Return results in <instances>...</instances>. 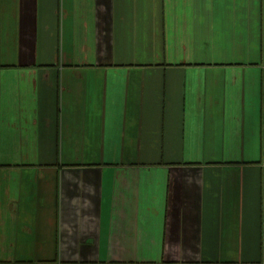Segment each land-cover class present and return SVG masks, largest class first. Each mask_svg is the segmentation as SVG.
Wrapping results in <instances>:
<instances>
[{
    "label": "crops",
    "instance_id": "1",
    "mask_svg": "<svg viewBox=\"0 0 264 264\" xmlns=\"http://www.w3.org/2000/svg\"><path fill=\"white\" fill-rule=\"evenodd\" d=\"M0 264H264V0H0Z\"/></svg>",
    "mask_w": 264,
    "mask_h": 264
}]
</instances>
